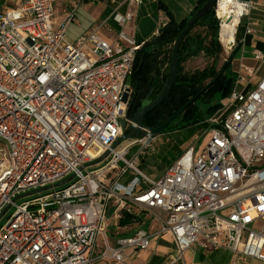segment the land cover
<instances>
[{
    "label": "built area",
    "instance_id": "obj_1",
    "mask_svg": "<svg viewBox=\"0 0 264 264\" xmlns=\"http://www.w3.org/2000/svg\"><path fill=\"white\" fill-rule=\"evenodd\" d=\"M226 1L213 10L219 43ZM232 1L244 9L234 38L245 17L244 36L252 35L257 3ZM80 2L60 21L55 0L0 12V214L15 206L0 228V264H126L127 251L144 252L155 239L173 245L159 264H181L188 251L264 263V54L252 51L254 66L236 61L229 94L202 122L204 147L202 139L150 180L138 156L157 137L115 146L142 45L124 28L142 0H110L113 40L98 35L101 24L71 42L66 30Z\"/></svg>",
    "mask_w": 264,
    "mask_h": 264
},
{
    "label": "trees",
    "instance_id": "obj_2",
    "mask_svg": "<svg viewBox=\"0 0 264 264\" xmlns=\"http://www.w3.org/2000/svg\"><path fill=\"white\" fill-rule=\"evenodd\" d=\"M205 1L197 0L189 16L179 22H175L171 18L170 12H167L169 21L158 31V34L138 43L142 45L135 54L132 73L126 80L132 89L128 105L130 118L144 103L154 101L161 92L167 78L173 43L187 20L204 5ZM241 25L242 22L235 34V46H239L238 51L242 48L244 36L245 25L243 27ZM218 34V21L213 11L203 16L190 28L179 47L176 81L161 105L145 116L143 124L146 127L156 128L160 126L170 116L192 101L160 135L168 132H179L191 127L207 129V125L202 123L203 120L217 109L219 102L227 97L232 87L234 76L230 65L233 60V51L229 58L230 62H225L219 69L214 66H207L202 70L189 72L182 68V64L201 52L207 55L219 54L221 46L218 42ZM196 48L198 51L192 55V51ZM162 160V165L168 167L171 165L165 156ZM129 221L130 219L126 217L120 224L124 225ZM215 253L208 256L212 263L227 264L229 262L228 255L230 254L228 252L222 253L220 258H216ZM198 257L200 260L205 258L204 254H198Z\"/></svg>",
    "mask_w": 264,
    "mask_h": 264
},
{
    "label": "crops",
    "instance_id": "obj_3",
    "mask_svg": "<svg viewBox=\"0 0 264 264\" xmlns=\"http://www.w3.org/2000/svg\"><path fill=\"white\" fill-rule=\"evenodd\" d=\"M2 8L0 12L18 5L20 0H0ZM122 0H117L121 2ZM257 7L251 12V20L256 22L254 33L243 36L242 47L250 48V58L252 60V51L254 49L264 54V1L253 0ZM72 0H55V19H62V12L71 8ZM197 0H142V5L138 9L137 17L134 22L125 26L124 30L132 35L134 40L139 43L155 36L156 33L169 21L167 12H170L171 18L179 22L187 18L194 8ZM114 5L110 0H81L74 11L75 21L70 23L66 30V37L69 41L75 42L78 38L87 34L95 26L101 25L98 35L106 40H113L116 37L119 27L110 19L111 11ZM125 11L124 6L120 12ZM196 253L188 251L184 254L182 264H194ZM210 254H204L208 256Z\"/></svg>",
    "mask_w": 264,
    "mask_h": 264
},
{
    "label": "rangeland",
    "instance_id": "obj_4",
    "mask_svg": "<svg viewBox=\"0 0 264 264\" xmlns=\"http://www.w3.org/2000/svg\"><path fill=\"white\" fill-rule=\"evenodd\" d=\"M2 4L0 1V8H2ZM248 21V18L245 17L242 19V27L245 25ZM198 30V29H196ZM200 31V30H199ZM219 42V41H218ZM220 44V43H219ZM221 46V51L217 55H207L203 52L199 53L197 56L192 57L185 61L182 64V68L185 71H194V70H202L203 68L207 66H214L216 69H219L225 62H230L229 58L232 53V51L236 48L235 46V38H234V45L231 47L229 52H224V48ZM250 48L247 46L245 48H241L232 58H231V65L230 69L233 73L237 68V62L241 58H243V62L247 65L254 66L255 63L250 58ZM264 67V62L262 64ZM264 69H261L260 75ZM128 82V81H127ZM206 130H202L198 127H191L183 129L179 132H168L162 135H159L156 138V141L152 143L151 147L146 151L144 156H138L139 159V170L143 175H145L150 180H158L162 174L166 171L168 166L162 165L163 157L165 156L167 161L171 164L174 163V161L190 146L195 145L198 146V143L202 141L203 139V133ZM129 139H123L119 142L120 146H123L127 143ZM207 138L205 137L202 142V147L206 144ZM141 147H134L131 148L129 151L128 156L126 157L128 160H131L133 157H135ZM94 168H89L88 171H93ZM127 179H129L127 177ZM143 187V186H142ZM24 201V199L16 200V204H21ZM15 206L12 205L7 212L0 218V228L3 227L7 221L8 218L14 213ZM133 232H131L128 235H131ZM108 238L110 239V234H108ZM173 245L169 242L163 241V240H152L150 247L148 250H145L144 252L141 251H127V263L126 264H159L162 263L165 259H168L171 255V252L173 251ZM141 252V253H140ZM192 252V251H191ZM139 253L138 256L136 254ZM224 253L222 251L215 253L216 258H220L221 254ZM195 257V263L194 264H216L212 263L208 256H205L203 260H200L198 257V253H196ZM213 254V253H212ZM230 254V253H229ZM229 256V262L227 264H264L259 261H255L252 259H245V260H235L232 261L231 255ZM215 258V260H216ZM163 259V260H162ZM102 264V263H100ZM106 264H112L111 262H108ZM182 264V263H181Z\"/></svg>",
    "mask_w": 264,
    "mask_h": 264
},
{
    "label": "water",
    "instance_id": "obj_5",
    "mask_svg": "<svg viewBox=\"0 0 264 264\" xmlns=\"http://www.w3.org/2000/svg\"><path fill=\"white\" fill-rule=\"evenodd\" d=\"M216 0H206L204 5L194 14L192 15L186 22L185 26L177 36L176 40L173 43L172 51H171V57H170V63L169 68L167 72V78L165 81V84L161 90V92L158 94L157 98L154 101L146 102L144 103L133 115L132 118L129 117L130 109L128 108L126 111L125 118L120 121L121 126V132L122 136L118 139V141L115 143V146L119 144V142L123 139H137L139 137L147 138L148 141L158 137L160 133L177 117L179 116L185 109L187 105H189L191 102L186 104V106L182 107L180 110H178L175 114L170 116L165 122H163L160 126L156 128H148L143 124V120L147 114L152 112L155 108H157L161 103L164 101L168 93L170 92L171 88L173 87L177 75H178V62H179V47L181 42L183 41L184 37L190 30V28L199 21L203 16L209 14L211 11L214 10ZM239 46L236 47L233 50L232 56L236 54L238 51ZM198 51V48L192 51V55H195V53ZM96 163V162H95ZM71 179V177L67 178L66 180L62 181L59 184H55L53 187H58L66 182H68ZM52 186L40 188L34 191H31L29 193L17 196L14 200L22 199L26 196L36 194L42 191H46L48 189H51ZM10 208V205H8L0 214V218L7 212V210Z\"/></svg>",
    "mask_w": 264,
    "mask_h": 264
},
{
    "label": "bare ground",
    "instance_id": "obj_6",
    "mask_svg": "<svg viewBox=\"0 0 264 264\" xmlns=\"http://www.w3.org/2000/svg\"><path fill=\"white\" fill-rule=\"evenodd\" d=\"M223 9L221 15L225 14V17L220 30V43L224 48V52L227 53L230 51L231 45L233 44L235 26L244 9L238 2L232 0H227L226 6H224Z\"/></svg>",
    "mask_w": 264,
    "mask_h": 264
}]
</instances>
